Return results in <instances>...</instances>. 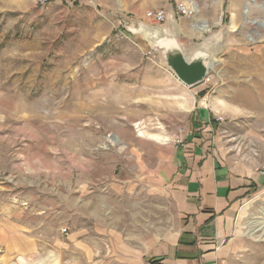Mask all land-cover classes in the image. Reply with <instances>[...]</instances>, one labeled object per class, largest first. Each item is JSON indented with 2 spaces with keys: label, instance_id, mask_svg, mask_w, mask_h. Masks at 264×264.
Wrapping results in <instances>:
<instances>
[{
  "label": "rangeland",
  "instance_id": "1",
  "mask_svg": "<svg viewBox=\"0 0 264 264\" xmlns=\"http://www.w3.org/2000/svg\"><path fill=\"white\" fill-rule=\"evenodd\" d=\"M36 1L0 0V264H86L104 222L167 232L172 214L160 198L154 216L141 178L160 176L200 113L264 148V0H150L141 14L134 0ZM156 9L187 52H212L204 83L186 87L150 48L139 28ZM263 225L261 193L237 221L255 264Z\"/></svg>",
  "mask_w": 264,
  "mask_h": 264
},
{
  "label": "crops",
  "instance_id": "2",
  "mask_svg": "<svg viewBox=\"0 0 264 264\" xmlns=\"http://www.w3.org/2000/svg\"><path fill=\"white\" fill-rule=\"evenodd\" d=\"M134 2L140 14L151 4ZM86 4L104 5L102 0ZM160 4L169 8V0ZM232 136L200 113L182 144L171 148L160 176L141 178L154 216L160 198L165 200L173 218L169 230L160 234L156 223L128 235L114 223L94 225L86 238V264H255L237 221L264 193V148L253 141L236 142Z\"/></svg>",
  "mask_w": 264,
  "mask_h": 264
},
{
  "label": "water",
  "instance_id": "3",
  "mask_svg": "<svg viewBox=\"0 0 264 264\" xmlns=\"http://www.w3.org/2000/svg\"><path fill=\"white\" fill-rule=\"evenodd\" d=\"M166 24L139 29L145 33L150 48L160 52L164 65L182 84L191 88L204 83L214 62L212 52L205 48L187 52L177 39L174 25Z\"/></svg>",
  "mask_w": 264,
  "mask_h": 264
},
{
  "label": "built area",
  "instance_id": "4",
  "mask_svg": "<svg viewBox=\"0 0 264 264\" xmlns=\"http://www.w3.org/2000/svg\"><path fill=\"white\" fill-rule=\"evenodd\" d=\"M73 1H80V0H73ZM37 6L43 8L47 3L48 0H37ZM176 11L177 15L183 17H190L193 14V11L184 3H177L176 4ZM147 20L153 23L155 26H162L167 23L170 19L169 13L164 9H156L147 12L146 14ZM152 54V52H148V55ZM183 139H178L177 144H182Z\"/></svg>",
  "mask_w": 264,
  "mask_h": 264
},
{
  "label": "bare ground",
  "instance_id": "5",
  "mask_svg": "<svg viewBox=\"0 0 264 264\" xmlns=\"http://www.w3.org/2000/svg\"><path fill=\"white\" fill-rule=\"evenodd\" d=\"M192 9L194 10V8L192 7ZM203 27H204V25H203ZM264 229V225L263 226H260L259 228H258V230H263Z\"/></svg>",
  "mask_w": 264,
  "mask_h": 264
}]
</instances>
